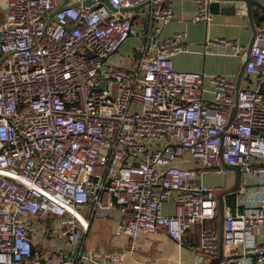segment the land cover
I'll list each match as a JSON object with an SVG mask.
<instances>
[{
  "label": "built area",
  "instance_id": "2783aa9c",
  "mask_svg": "<svg viewBox=\"0 0 264 264\" xmlns=\"http://www.w3.org/2000/svg\"><path fill=\"white\" fill-rule=\"evenodd\" d=\"M108 1L0 0V264H125L133 244L88 246L92 220L115 208L113 234L161 230L181 244L218 216L203 176L225 164L239 165L240 182L216 264H264V22L244 84L213 74L207 89L204 72L174 67L188 45L184 30L161 35L169 0ZM211 1L195 0L193 20L211 21ZM130 35L137 44L118 57ZM218 243L203 229L192 264Z\"/></svg>",
  "mask_w": 264,
  "mask_h": 264
},
{
  "label": "crops",
  "instance_id": "0c3cea01",
  "mask_svg": "<svg viewBox=\"0 0 264 264\" xmlns=\"http://www.w3.org/2000/svg\"><path fill=\"white\" fill-rule=\"evenodd\" d=\"M169 2L171 3L174 15L163 27L161 35L167 36L175 31L184 30L188 45V50L179 52L173 56L174 67L179 70L204 72L206 74L204 86L207 89H211L209 76L213 74L225 75L229 80L235 83L241 65L247 57V47L253 34L244 4H242L240 8H237L234 14L212 13L213 16L211 21L206 23L203 20H193L196 12L195 0H169ZM255 5L256 4H253V6ZM259 12L264 13V6H261L259 11L252 12L254 19L258 17ZM215 37L232 40L236 46L234 44L216 42L214 40ZM262 43L264 44V40ZM244 80L245 74L243 69L239 85H243ZM205 95L210 96L211 94L207 92ZM215 175L216 173L206 174L203 176V181L209 185L222 186L223 184L218 182ZM162 209L165 214H172L174 212L173 202L169 200L163 201ZM108 215L112 216L114 221L119 218L116 208ZM99 216H96L99 217L96 218L99 219L98 221H95V218V220L93 219L94 222L92 220L90 237L88 239L90 243L88 246L99 250H123L127 246L133 244V251L126 256L125 264H192L193 260L199 258L197 252L202 230L211 229L219 234V216H217L214 219L197 222L185 233L181 244L170 238L164 231L160 230L155 233L146 234L155 235V243L152 240L151 242L150 240H145L138 246L137 241L141 239L142 236L134 239L135 243L134 240H132L131 243V238H129V236L120 234L116 235L122 236L120 240L114 242L116 248L110 247L105 249L99 242L95 228H103V224L107 222L108 218L105 217L107 215ZM108 221H110V219H108ZM94 223L95 228L93 225ZM104 229L106 232L108 227L105 226ZM261 231V233H264L263 229ZM113 235L115 236V234ZM136 246L139 248L138 252L135 250ZM146 256H149V258H146ZM208 262V260L200 258L197 259L196 264H207Z\"/></svg>",
  "mask_w": 264,
  "mask_h": 264
},
{
  "label": "water",
  "instance_id": "95a60500",
  "mask_svg": "<svg viewBox=\"0 0 264 264\" xmlns=\"http://www.w3.org/2000/svg\"><path fill=\"white\" fill-rule=\"evenodd\" d=\"M90 1L91 0H87V2H90ZM102 1L104 3H106L107 6L112 8V6L108 0H102ZM143 4H145V3H143ZM143 4L135 6L134 9L137 10ZM242 4H244V6L246 7V14L248 16V19L250 21V25H251L252 30H253V34H252V37H253L255 25L258 22L264 20V13L259 12L258 17L256 19H254L252 12L253 11H259V8L261 6H264V0H212L209 4V9L212 13L234 14L236 12V9L240 8L242 6ZM253 4H256V5L253 6ZM62 6H63V3H61L58 8H61ZM121 9L126 10V8H121ZM251 40H252V38H251ZM250 45H251V41L249 42L248 47H247V56H248ZM246 61H247V57L243 61L241 68H240V71H239V74L237 76V79L235 82V88L236 89H238V87H239L240 79H241L243 68H244ZM235 109H236V103L232 106L231 113L229 115V119H231L233 117ZM224 166L227 169L234 170L235 177H234L232 184H230L226 187H218L215 190V194H216V197L218 200L219 243H218V247L215 249V251L213 253V256L211 257V259L209 260V262L207 264H216L223 257V253H224V249H223V245H222V222H223V215H224V198H223V196L225 194L234 192L239 187V182H240V167H239V165H237V164H225ZM92 179L95 180V177H92ZM231 251L233 252L234 248H232Z\"/></svg>",
  "mask_w": 264,
  "mask_h": 264
},
{
  "label": "rangeland",
  "instance_id": "374dc122",
  "mask_svg": "<svg viewBox=\"0 0 264 264\" xmlns=\"http://www.w3.org/2000/svg\"><path fill=\"white\" fill-rule=\"evenodd\" d=\"M140 20V18L139 17H136V19H135V21H139ZM137 42H138V39H137V36L136 35H130L121 45H120V47L118 48V51L116 52V55L118 56V57H120V56H123V57H126L127 56V54L128 53H130V51L132 50V48H133V46L134 45H136L137 44ZM182 162V164L183 165H188V166H190L191 164H192V160L190 159V158H186L185 160H183V161H181ZM228 172H227V174L226 175H224V176H222V175H215V177H216V179L218 180V182H220V183H222L223 185L222 186H220V185H214V187H215V190L218 188V187H226V186H228V185H230V183H232V181H233V179H234V175H235V173H234V170H232V169H228L227 170ZM214 180V179H213ZM217 182V183H218ZM230 193H228V194H225L224 196H223V198H224V202H225V204H229V205H232L233 204V197H232V199L230 200V201H226V199H228L227 197H228V195H229ZM100 217V216H99ZM99 217H95V219L96 218H99ZM106 218H108V219H110V221H108V219H107V222H108V226H107V222H105L104 224H103V228H100V227H98V229H96L95 228V223L93 224L94 225V228H95V230H96V235L98 236V239H99V242L102 244V246L105 248V249H107V248H110V247H112V248H116V246H115V241L116 240H120L121 239V237L122 236H114L113 234H112V226H113V223H114V220H113V218H112V216H110V215H107V216H105ZM94 219V220H95ZM94 220H93V222H94ZM99 219H96L95 221H98ZM92 224V223H91ZM108 227V230L105 232V229H104V227ZM105 232V233H104ZM54 235V233L51 231V232H49V237L51 238L52 236ZM155 235H144V236H142V238L141 239H139L138 241H137V245L139 246L141 243H143L145 240H150V242H151V240L155 243L156 242V237H154ZM87 239V238H86ZM95 242H96V240H95ZM131 243H132V239H131V241H130ZM130 243V244H131ZM134 243H135V240H134ZM136 252H138V250H139V248L136 246ZM226 252V251H225ZM146 258H149V256H146ZM204 260H207L206 258H203Z\"/></svg>",
  "mask_w": 264,
  "mask_h": 264
},
{
  "label": "trees",
  "instance_id": "16d2710c",
  "mask_svg": "<svg viewBox=\"0 0 264 264\" xmlns=\"http://www.w3.org/2000/svg\"><path fill=\"white\" fill-rule=\"evenodd\" d=\"M261 22V21H260ZM262 22H264V20H262ZM232 197H234V195L232 194V193H230L229 195H228V199H226V201L228 202V201H230L231 199H232Z\"/></svg>",
  "mask_w": 264,
  "mask_h": 264
}]
</instances>
